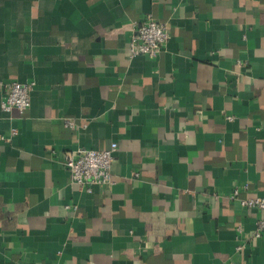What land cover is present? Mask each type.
Here are the masks:
<instances>
[{"label":"crops","instance_id":"1","mask_svg":"<svg viewBox=\"0 0 264 264\" xmlns=\"http://www.w3.org/2000/svg\"><path fill=\"white\" fill-rule=\"evenodd\" d=\"M148 14L170 39L129 58ZM0 81L35 84L0 89V264H264L230 199L264 196V0H0ZM112 143V183H71Z\"/></svg>","mask_w":264,"mask_h":264},{"label":"built area","instance_id":"2","mask_svg":"<svg viewBox=\"0 0 264 264\" xmlns=\"http://www.w3.org/2000/svg\"><path fill=\"white\" fill-rule=\"evenodd\" d=\"M170 39L168 26L159 22L148 14L144 18L133 22V35L129 43V58L145 55L150 58L157 57ZM35 84L0 81V89L3 91L1 107L5 111L16 109L20 114L25 113L31 106V94ZM233 120L232 116L227 117ZM66 127H74L72 119H64ZM16 133L12 131V135ZM0 140L8 142L10 139L0 135ZM117 144L112 143L102 150L77 148L63 153L62 163L68 169L71 183L78 185L86 192H92L93 186L112 183L111 166ZM248 187H236L230 195V199L238 200L246 209L257 210L262 214L259 219L254 238L258 239L264 234V196L239 198L241 191ZM241 247H237L240 249Z\"/></svg>","mask_w":264,"mask_h":264}]
</instances>
